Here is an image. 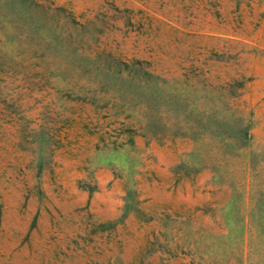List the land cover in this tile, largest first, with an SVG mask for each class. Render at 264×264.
Returning a JSON list of instances; mask_svg holds the SVG:
<instances>
[{
	"label": "rangeland",
	"instance_id": "374dc122",
	"mask_svg": "<svg viewBox=\"0 0 264 264\" xmlns=\"http://www.w3.org/2000/svg\"><path fill=\"white\" fill-rule=\"evenodd\" d=\"M0 264H264V0H0Z\"/></svg>",
	"mask_w": 264,
	"mask_h": 264
},
{
	"label": "trees",
	"instance_id": "16d2710c",
	"mask_svg": "<svg viewBox=\"0 0 264 264\" xmlns=\"http://www.w3.org/2000/svg\"><path fill=\"white\" fill-rule=\"evenodd\" d=\"M25 1V0H17ZM101 70L105 74L117 76L122 82H127L129 86H137L145 90H157L161 95L170 96L161 92H166L164 80L159 75H155L149 69L142 67L139 62L126 63L116 58L104 59L99 63Z\"/></svg>",
	"mask_w": 264,
	"mask_h": 264
}]
</instances>
